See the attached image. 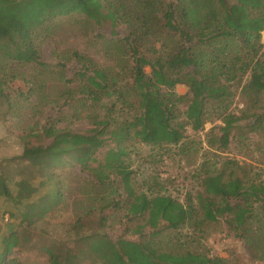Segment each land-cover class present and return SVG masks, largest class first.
<instances>
[{"label": "trees", "instance_id": "trees-1", "mask_svg": "<svg viewBox=\"0 0 264 264\" xmlns=\"http://www.w3.org/2000/svg\"><path fill=\"white\" fill-rule=\"evenodd\" d=\"M128 1L0 0V58L14 64L47 66L36 39L57 15L109 20L111 34L118 24L128 29L110 39L117 54L110 65L71 53L79 67L66 94H79L90 107L92 127L82 133L50 125L43 131L49 144L25 146L21 156L45 171L74 160L112 194L102 209L122 210L129 222L123 233L137 238L113 240L96 230L79 252L54 242L42 247L47 264H237L204 244L223 222L251 260L264 262L262 167L219 154L236 136L255 134L263 143L254 151L264 156V0ZM5 83L0 75L1 96ZM177 84L187 91L178 94ZM207 122L213 125L202 139L196 134ZM133 142L149 145L155 162L178 157L198 186L182 200L154 192L162 186L155 177L138 190L127 159ZM17 185L19 194L30 195L25 181ZM0 192L11 196L2 176ZM46 197L37 199L39 209L28 203L21 220L42 218L51 208ZM106 220L102 215L100 225ZM18 240L12 229L1 237L0 264H18L10 257Z\"/></svg>", "mask_w": 264, "mask_h": 264}, {"label": "rangeland", "instance_id": "rangeland-1", "mask_svg": "<svg viewBox=\"0 0 264 264\" xmlns=\"http://www.w3.org/2000/svg\"><path fill=\"white\" fill-rule=\"evenodd\" d=\"M115 30L116 34H111L109 20L97 23L82 13L57 15L48 20L36 39L41 58L47 63L45 68L14 64L0 58V75L6 81L2 85L3 96L0 95V176L11 193L7 197L0 192V239L10 229L16 231L19 242L10 257L15 258L18 264H47L42 247L54 242L64 243L74 252H79L85 235L96 230H103L113 240L120 235L132 240L137 238L134 234L123 233L129 222L123 217L122 210L102 209L112 194L109 196V190L106 191L74 160L65 158V164L59 168L45 171L21 156L25 146L49 144L50 137L43 131L50 125L82 133L92 127L90 107L83 102L81 104L79 94H66L70 87L75 86L76 82L70 80L79 67L71 53L78 50L101 65L112 64L117 54L110 39L123 37L128 32L124 23L118 24ZM261 40L264 43V31ZM145 71H149L148 66ZM175 91L184 94L187 87L177 84ZM236 106L241 108V102L238 101ZM212 125L205 123L196 135L203 139ZM189 133L194 134L191 130ZM258 142L263 143L259 135L252 134L248 140L236 136L226 150L217 153L221 157H234L239 162L261 166L264 178V156L254 151ZM150 153V146L144 143L133 142L130 146L127 159L138 190L147 189L155 177L162 186L154 188V192L182 200L189 187L198 186L197 179L190 174L191 168L178 161V157L155 162ZM18 181H25L30 195L18 193ZM56 189L57 196L53 198L52 192ZM43 196L50 198V210L42 218H33L29 223L22 221L21 214L26 211L27 204L35 202V209H39L43 200L36 201ZM114 196L117 199L118 196ZM102 215H107V220L100 225ZM209 234L204 244L211 254L237 264H264L250 259L243 243L226 223L211 228Z\"/></svg>", "mask_w": 264, "mask_h": 264}]
</instances>
